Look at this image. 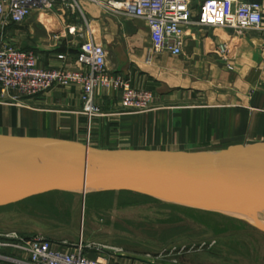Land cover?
<instances>
[{"label":"crops","instance_id":"crops-1","mask_svg":"<svg viewBox=\"0 0 264 264\" xmlns=\"http://www.w3.org/2000/svg\"><path fill=\"white\" fill-rule=\"evenodd\" d=\"M202 1H192L194 12ZM82 6L95 40L108 50V67L123 74L133 87L152 90L151 108L145 112L121 111L117 107L121 93L110 88L98 90L97 101L103 112L91 118L83 112L78 86H54L21 103L0 94L1 135L50 137L107 149L172 151L264 142V0L261 30L237 33L232 28L193 24L186 29L181 56L153 53L145 20L114 15L89 1H83ZM43 15L33 17L43 25ZM58 20L56 35L44 26L47 30L40 37L33 35L28 40L23 35L28 25H14L23 28L18 30L22 34H17L16 45L38 52L44 66L66 65L58 54L69 51L74 55L77 46L65 29L71 18ZM222 43L230 46L232 69L217 53ZM93 123L95 134L90 139L87 127ZM110 262L193 264L185 255L152 259L128 250L117 252ZM0 264L15 263L0 259Z\"/></svg>","mask_w":264,"mask_h":264},{"label":"built area","instance_id":"built-area-1","mask_svg":"<svg viewBox=\"0 0 264 264\" xmlns=\"http://www.w3.org/2000/svg\"><path fill=\"white\" fill-rule=\"evenodd\" d=\"M89 1L114 15L145 20L150 27L153 53H184L186 29L232 28L237 33L263 28L261 0H203L193 10V0H0V94L21 103L47 92L54 86H78L83 112L90 118L101 115L97 92L110 88L121 93L117 107L145 112L154 100L152 90L133 87L123 74L114 73L107 63V48L95 40L87 11ZM40 13H52L63 20L71 18L65 29L72 35L76 53H59L67 61L59 67L44 66L33 49H22L8 40L5 25H24ZM66 22V20H65ZM56 35V29L47 27ZM60 30V29H59ZM64 34L65 30H61ZM231 50L222 43L217 53L232 69ZM10 250L5 253L4 250ZM120 249H105L84 242H53L40 236H0V259L15 264H112L110 259ZM95 254L96 257H92Z\"/></svg>","mask_w":264,"mask_h":264},{"label":"water","instance_id":"water-1","mask_svg":"<svg viewBox=\"0 0 264 264\" xmlns=\"http://www.w3.org/2000/svg\"><path fill=\"white\" fill-rule=\"evenodd\" d=\"M121 191L255 221L264 213V142L172 151L0 134V207L55 192Z\"/></svg>","mask_w":264,"mask_h":264},{"label":"rangeland","instance_id":"rangeland-1","mask_svg":"<svg viewBox=\"0 0 264 264\" xmlns=\"http://www.w3.org/2000/svg\"><path fill=\"white\" fill-rule=\"evenodd\" d=\"M43 14V25L33 16L24 24L29 27L23 32L26 40L33 35L40 37L47 30L44 26L56 30L60 27L57 16ZM20 29L23 28L14 24L5 25V34L15 46L17 34H22ZM95 126L93 123L87 127L90 139ZM263 215H258L261 223H256L164 201L130 202L118 194L85 199L56 197L0 210V236H40L68 244L84 242L133 251L152 259L185 255L193 264H264ZM177 226L182 232L165 235Z\"/></svg>","mask_w":264,"mask_h":264},{"label":"trees","instance_id":"trees-1","mask_svg":"<svg viewBox=\"0 0 264 264\" xmlns=\"http://www.w3.org/2000/svg\"><path fill=\"white\" fill-rule=\"evenodd\" d=\"M117 194L122 199H127L130 202H161L160 200H157L153 197H149V196L134 193V192H128V191H121L118 193L117 192H101V193H95V194L87 195V197H90L93 195H106V196L114 197ZM76 196H81V195L71 194V193H61V192L49 193V194H45V195L35 196V197L29 198L27 200H24V201L16 203V204H12V205L5 206V207H0V210H4V209L10 208V207L17 206V205H22V204H26V203H34V202L47 200V199H51V198H56V197H65V198L70 199V198H74ZM167 205H169V204H167ZM181 229L182 228L179 226L173 227V228L169 229L165 235L170 236V235H174V234H179L180 232H182ZM26 237H30V236L26 235Z\"/></svg>","mask_w":264,"mask_h":264},{"label":"bare ground","instance_id":"bare-ground-1","mask_svg":"<svg viewBox=\"0 0 264 264\" xmlns=\"http://www.w3.org/2000/svg\"><path fill=\"white\" fill-rule=\"evenodd\" d=\"M254 220H255L254 222H256V223H261V222H259V220H261V218H257V219H254Z\"/></svg>","mask_w":264,"mask_h":264}]
</instances>
